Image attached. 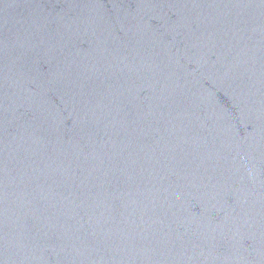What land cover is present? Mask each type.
Wrapping results in <instances>:
<instances>
[{
    "label": "water",
    "instance_id": "obj_1",
    "mask_svg": "<svg viewBox=\"0 0 264 264\" xmlns=\"http://www.w3.org/2000/svg\"><path fill=\"white\" fill-rule=\"evenodd\" d=\"M0 264H264V0H0Z\"/></svg>",
    "mask_w": 264,
    "mask_h": 264
}]
</instances>
